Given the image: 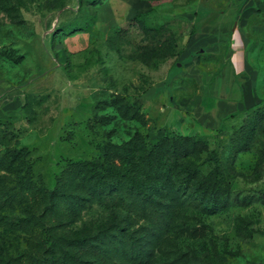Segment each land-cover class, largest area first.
Masks as SVG:
<instances>
[{
	"label": "rangeland",
	"instance_id": "obj_1",
	"mask_svg": "<svg viewBox=\"0 0 264 264\" xmlns=\"http://www.w3.org/2000/svg\"><path fill=\"white\" fill-rule=\"evenodd\" d=\"M93 1L0 0V264H102L79 239L104 264H264V100L237 111L232 13L210 25L220 55L196 58L210 2ZM165 137L200 143L179 156ZM92 161L114 189L91 192ZM162 168L229 199L170 196Z\"/></svg>",
	"mask_w": 264,
	"mask_h": 264
},
{
	"label": "crops",
	"instance_id": "obj_2",
	"mask_svg": "<svg viewBox=\"0 0 264 264\" xmlns=\"http://www.w3.org/2000/svg\"><path fill=\"white\" fill-rule=\"evenodd\" d=\"M206 1L210 2L211 7L203 6V17L212 12L213 20L205 24L204 31L196 37L195 46L200 51L196 58L201 52L220 55L216 51L224 47H221L219 39L210 36L209 32L213 30L210 25L228 11L232 13L235 25L230 31L229 51L223 60L233 67L236 81H243L238 88L240 94L236 100L241 104V109L237 111L250 108L264 100V0ZM259 85L262 86L260 92L257 89ZM221 109H225V105Z\"/></svg>",
	"mask_w": 264,
	"mask_h": 264
},
{
	"label": "trees",
	"instance_id": "obj_3",
	"mask_svg": "<svg viewBox=\"0 0 264 264\" xmlns=\"http://www.w3.org/2000/svg\"><path fill=\"white\" fill-rule=\"evenodd\" d=\"M101 0L93 1L94 4H99ZM5 10L9 13H12V17H14V7L10 5V2H6ZM16 23L18 21H15ZM129 27L131 25L139 27L144 33H149L150 28L148 23L145 19H143V14H139L134 16L128 23ZM123 32H127L128 28L122 29ZM24 56L21 55L19 59L21 60ZM18 59V60H19ZM136 116L140 118L143 117L142 113L138 112L135 113ZM138 114V115H137ZM176 141L183 143L184 141H190V138L187 136H178ZM248 139L250 136L248 135ZM161 141H164L171 146V151L175 152L176 154H180L179 156H188L193 149L200 143V140L192 141L190 144V149H187L185 144H182L179 148L174 144L175 140H171L168 137H165L160 140V143L163 145ZM248 142L245 143L244 149H247ZM200 146H204V143ZM159 151H156V154ZM180 152V153H177ZM160 161L157 159L156 163ZM82 170L89 172V189L92 193H99L103 191H110L114 189L115 183L106 178V176L100 171L97 162H83L79 163ZM165 173V183L163 187L168 195L177 197H188V200H196L199 205L209 213H215L219 210L220 207L224 206L228 199L229 194L227 193L225 196H220V188H218V182L215 180H211L209 178L203 180H197L191 173L187 174L185 177H176L172 174L171 170H165L162 168ZM153 187V184L149 185L148 188ZM64 193L60 192L59 190H53L49 193V201L50 206H53L56 203V197H62ZM76 247L80 251V253L85 255H92L97 257L102 264L105 263V258L103 257L102 251L99 245L92 243L85 239H79L77 242ZM46 264H53L51 259H47L44 261Z\"/></svg>",
	"mask_w": 264,
	"mask_h": 264
}]
</instances>
